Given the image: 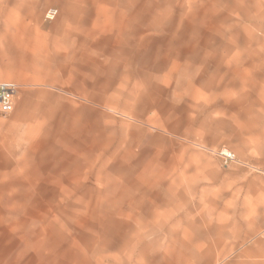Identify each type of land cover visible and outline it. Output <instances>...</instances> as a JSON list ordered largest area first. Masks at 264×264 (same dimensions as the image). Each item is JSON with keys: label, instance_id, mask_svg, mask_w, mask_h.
<instances>
[{"label": "rangeland", "instance_id": "rangeland-1", "mask_svg": "<svg viewBox=\"0 0 264 264\" xmlns=\"http://www.w3.org/2000/svg\"><path fill=\"white\" fill-rule=\"evenodd\" d=\"M87 1L126 13L101 17V28L126 36L152 25L151 48L139 43L132 68V58L112 56L107 45L106 58L80 59L90 66L60 67L71 86L49 83L25 95L47 106L14 129L20 145L0 146V264H97L71 260L89 244L113 247L101 264H167L188 244L220 240L236 248L203 250V262L264 264V0L23 6L42 7L31 17L47 25L68 8L74 20ZM50 7L58 10L51 19ZM157 47L170 51V67L153 58ZM222 146L236 162L222 164ZM138 219L142 233L123 235Z\"/></svg>", "mask_w": 264, "mask_h": 264}, {"label": "crops", "instance_id": "crops-1", "mask_svg": "<svg viewBox=\"0 0 264 264\" xmlns=\"http://www.w3.org/2000/svg\"><path fill=\"white\" fill-rule=\"evenodd\" d=\"M24 3L25 0H0V17L3 16V18H0V22L2 23L0 24V83L5 81L16 83L20 87V93L22 94V97H19L15 101L13 113L3 120L0 119V146L2 147L20 145L19 141H14V129L21 130L22 127L25 129L26 126L22 123L25 119L36 115L35 111L44 113V109L47 106L46 102L44 100L31 101L28 97H25L29 91L42 90V85L49 83L60 86H71L74 78L68 75L61 77L60 67L72 65L90 66V62L85 63L80 59L85 57L106 58L107 45H110L109 49L113 52L111 55L132 58L130 66L133 68L137 64V61H135L137 55L133 56V53L137 54L140 47L141 49L151 48L148 43L152 39L148 35H145V32L152 25L139 28L136 26L134 35H131L127 29V31L125 30L126 34H128L126 35L127 37L123 35L124 31L120 27L112 26L109 27L110 29L100 27L99 21L101 17H103L102 19L107 17L112 19L117 15L120 19H123L126 16V13L123 11L119 13L112 10L106 11V7H103L101 11L96 5H94L95 8H89L94 3L87 1L79 3L86 6V10L76 12L77 17L76 15H72L74 20H69L70 12L68 11L70 9L68 8V11H63L56 21L45 25L41 18L33 19L31 17V15H34V17L38 14L41 15L42 7H39V9L36 7L25 8L23 6ZM91 27H93V31ZM167 31L164 41L170 39V28ZM138 35H143L140 41ZM157 49L153 48V58L161 57L166 59V62H163V64L170 67L172 63L169 60L172 57L170 56V51L159 49L158 47ZM180 54L175 57L179 59ZM200 54L201 56H205L201 50ZM123 61L129 64L127 60ZM96 63L94 62L93 64ZM173 63L178 64L177 61ZM99 64L101 66V63ZM216 66L218 68V61L214 63L215 69ZM96 104H101V102H97ZM107 222L110 223V221ZM141 225L142 220L138 219L136 226L131 228L133 232L126 231L123 235L142 233L144 227L141 229ZM123 235L119 236L123 239ZM115 243L113 242V245ZM123 243L127 244L128 247L132 246V242L127 243L123 240ZM104 245L105 247L97 248L91 244L86 245L71 260L78 262L81 259L83 260V258H87L96 260L97 264H101V261L104 260L105 250L113 248L108 244ZM188 246H190L189 249L191 251L187 249L188 251L178 256L169 254L167 256L169 260L167 264L171 261H175L174 264H207L210 262L211 257L209 260L205 258L203 262V250H217L219 251L217 254L220 256L225 254L222 251L227 250V254H229L230 251L236 248L235 242L228 240L197 242L191 245L188 244ZM193 249H197V253L193 252ZM211 255L216 254L211 253ZM241 262H245V260L230 257L226 259L225 264H238Z\"/></svg>", "mask_w": 264, "mask_h": 264}, {"label": "built area", "instance_id": "built-area-1", "mask_svg": "<svg viewBox=\"0 0 264 264\" xmlns=\"http://www.w3.org/2000/svg\"><path fill=\"white\" fill-rule=\"evenodd\" d=\"M58 10L50 8L46 12L48 18H54ZM18 92V85L14 82L5 81L0 83V113L7 114L14 109V101ZM216 154L220 157L224 166L236 162V154L226 146L220 147Z\"/></svg>", "mask_w": 264, "mask_h": 264}, {"label": "bare ground", "instance_id": "bare-ground-1", "mask_svg": "<svg viewBox=\"0 0 264 264\" xmlns=\"http://www.w3.org/2000/svg\"><path fill=\"white\" fill-rule=\"evenodd\" d=\"M253 263V262H252Z\"/></svg>", "mask_w": 264, "mask_h": 264}]
</instances>
